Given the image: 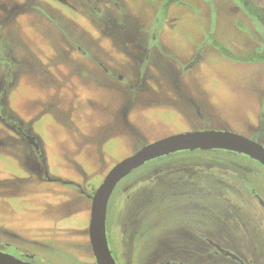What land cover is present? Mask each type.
Instances as JSON below:
<instances>
[{
  "label": "rangeland",
  "instance_id": "374dc122",
  "mask_svg": "<svg viewBox=\"0 0 264 264\" xmlns=\"http://www.w3.org/2000/svg\"><path fill=\"white\" fill-rule=\"evenodd\" d=\"M252 1L264 12V0ZM0 3V95L37 135L53 178L32 171L29 145L0 117V229L25 221L55 252L40 255L43 262L96 264L89 195L143 144L219 128L264 145V61H242L264 48V22L242 0ZM234 184L264 199V164L239 151L198 148L129 171L106 209L117 264L151 262L159 236L185 235L183 225L255 248L256 215L264 211L253 210Z\"/></svg>",
  "mask_w": 264,
  "mask_h": 264
},
{
  "label": "flooded vegetation",
  "instance_id": "af4514ba",
  "mask_svg": "<svg viewBox=\"0 0 264 264\" xmlns=\"http://www.w3.org/2000/svg\"><path fill=\"white\" fill-rule=\"evenodd\" d=\"M12 5L10 6L12 7ZM16 6H18L17 3ZM11 7L5 5L3 9H9L8 11L10 12ZM0 8H2L1 3ZM5 14L6 13H4L2 16L4 20L6 19ZM2 18H0V22L2 21ZM123 78L124 77L121 79ZM4 98L5 96L0 95V117L2 120H4V123H7L8 125L9 123L11 124L9 125L10 127L8 129H12L18 133L21 141L29 145L30 155H33L31 159L32 171L36 172V174L42 178L53 179L52 177L48 176L49 174L48 170L46 169L44 152L37 135H34L31 131H28L25 128L23 129L20 121L15 120L14 114L8 112ZM8 131L9 130H7V132ZM28 135H33L35 137L37 145L31 143L27 139ZM10 137L17 141L15 136L12 135ZM17 145L19 146L18 142ZM40 167H42V171L39 170ZM57 179L63 182L79 185L77 182L71 180L60 178ZM221 186L225 188L224 190L233 189L231 186L227 187L225 183H222ZM235 186L240 187L238 191L234 189L235 193L238 196L243 197L244 200L247 201L253 208V210L259 211V209H262L264 211V199L255 188H249V191L248 188H244L247 190V192H245L241 185ZM92 194L89 195L91 196V201ZM256 217L260 220L261 232H259V236L257 238L258 245L255 248H249L243 242L237 243V238L236 245H232L223 239L216 238V235L213 233L214 230L205 228L194 229L191 227V225H183L182 227L187 229L185 235L176 234L170 236L169 241L168 238H166L164 241L163 236H159L157 239L158 241H155L154 244L155 246L160 247L155 249V256L152 255L154 256L153 260L146 264H264V217H261V215L258 213ZM179 227L181 228V225ZM29 229L30 228L26 226L25 221H21L15 225H6L4 228H1L0 250L9 252L21 259L29 260L36 264H55L53 261L43 262V260L38 259L41 258L40 255L49 251L46 248V245L43 244V241H40L39 239H36L32 236V232ZM2 231H6L7 235L2 234ZM4 236L8 240L3 239L2 237ZM95 263L97 264L96 261Z\"/></svg>",
  "mask_w": 264,
  "mask_h": 264
},
{
  "label": "water",
  "instance_id": "95a60500",
  "mask_svg": "<svg viewBox=\"0 0 264 264\" xmlns=\"http://www.w3.org/2000/svg\"><path fill=\"white\" fill-rule=\"evenodd\" d=\"M27 139L37 145L35 137ZM223 148L247 154L264 164V145L250 137L229 129L203 128L167 134L144 144L134 153L118 161L106 174L103 181L92 194L89 222L90 243L97 264H117L110 249L106 209L111 191L118 181L129 171L146 161L178 151L190 149ZM42 171V167L39 168ZM0 264H36L21 259L9 252L0 250Z\"/></svg>",
  "mask_w": 264,
  "mask_h": 264
},
{
  "label": "trees",
  "instance_id": "16d2710c",
  "mask_svg": "<svg viewBox=\"0 0 264 264\" xmlns=\"http://www.w3.org/2000/svg\"><path fill=\"white\" fill-rule=\"evenodd\" d=\"M171 2H176L178 0H170ZM242 4H243V8L244 10L250 14V15H254V16H258L259 18L262 19V21L264 22V12L261 9V7L255 3L252 0H242ZM213 43L215 45H217L218 47H220V49L223 51L224 54H228V56H231L229 53L230 51L223 46L220 41H218L217 39H213ZM237 57V56H234ZM239 58V57H238ZM246 60V61H258V60H262L264 61V49H258L254 52H251L250 54L246 55L245 58H242V61Z\"/></svg>",
  "mask_w": 264,
  "mask_h": 264
}]
</instances>
